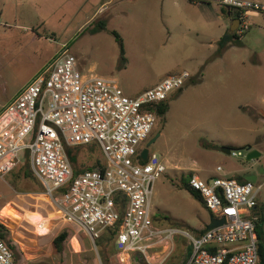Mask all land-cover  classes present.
I'll list each match as a JSON object with an SVG mask.
<instances>
[{
  "label": "rangeland",
  "instance_id": "obj_1",
  "mask_svg": "<svg viewBox=\"0 0 264 264\" xmlns=\"http://www.w3.org/2000/svg\"><path fill=\"white\" fill-rule=\"evenodd\" d=\"M78 1L0 0V110L62 44L82 75L114 78L130 97L186 71L188 80L165 101L147 139L153 140L149 154L165 165L150 198L154 225L192 234L202 230L210 213L183 184L192 173L217 176V166L233 179L256 175L255 213L264 212V173H259L264 170V31L235 30L240 44L218 53L216 41L230 26L222 7L215 22L192 0H84L80 8ZM222 147L240 155H226ZM247 147L260 157L246 161ZM77 152L81 165L91 167L99 156L103 161L99 151L91 159L85 148ZM19 160L0 176V224L14 264H184L188 243L181 235L162 240L145 255L121 254L110 241L92 243L76 225L62 221L27 160ZM63 231L67 236L57 250L53 240Z\"/></svg>",
  "mask_w": 264,
  "mask_h": 264
},
{
  "label": "built area",
  "instance_id": "obj_2",
  "mask_svg": "<svg viewBox=\"0 0 264 264\" xmlns=\"http://www.w3.org/2000/svg\"><path fill=\"white\" fill-rule=\"evenodd\" d=\"M236 9L237 34L251 26L250 16L264 17V5L246 0H218ZM189 75L169 74L137 96L125 95L111 78L84 76L76 58L62 44L44 68L0 110V176L27 160L60 218L80 228L94 243L110 231L121 254L146 251L162 240H187L185 264H257L256 202L260 185L221 175L192 173L188 187L201 198L210 217L223 223L195 234L154 225L150 198L165 165L146 147L156 115L149 107L179 91ZM94 145L103 161L74 174L67 148ZM230 155L239 156L231 150ZM219 173V174H218ZM0 264H14L0 239Z\"/></svg>",
  "mask_w": 264,
  "mask_h": 264
},
{
  "label": "trees",
  "instance_id": "obj_3",
  "mask_svg": "<svg viewBox=\"0 0 264 264\" xmlns=\"http://www.w3.org/2000/svg\"><path fill=\"white\" fill-rule=\"evenodd\" d=\"M100 23V22H99ZM240 36L236 35V32H227L225 33L218 41H217V45H218V53H220V51L228 44H235V45H239L240 44ZM120 53L121 55L123 54V49L122 47H120ZM167 108V104L164 102H160L158 104H155L151 107L148 108V110L152 111L156 116H160L162 115L165 110ZM80 148H85L87 151H88V156L86 159H91L90 157H93V153L94 151H99L97 150V147L94 146V145H88V146H75V147H70V148H67L66 151H67V155H68V158L73 166V172L74 174H77L79 172H82L88 168H96L97 166H101L100 165V156L99 157H94V164L91 166V167H88V166H84L81 165L79 163V159H78V150ZM77 164V165H76ZM80 164V165H79ZM190 177V174L188 175L185 183L183 184V188L185 190H187V192L195 199H198L201 203V198L199 197V195L192 191L188 185H187V180L188 178ZM234 180H236L237 182H244V178L238 176L236 178H234ZM256 209V208H255ZM264 221V212L260 209L258 212H257V218H256V221H255V235H256V239H257V252H258V262L257 264H263L264 262V241H263V235H262V231H261V225H262V222ZM3 230V227L2 225L0 224V239L1 240H5V233L2 231ZM66 236H67V233L65 231H63L62 233L58 234L54 240H53V245L54 247L57 249V250H60L61 249V245L63 243V241L66 239ZM112 238H113V235L110 231H107L105 232L102 237L100 238L101 241H112ZM5 242V241H4ZM6 243V242H5ZM8 245V243H7ZM11 249V246L8 245Z\"/></svg>",
  "mask_w": 264,
  "mask_h": 264
},
{
  "label": "water",
  "instance_id": "obj_4",
  "mask_svg": "<svg viewBox=\"0 0 264 264\" xmlns=\"http://www.w3.org/2000/svg\"><path fill=\"white\" fill-rule=\"evenodd\" d=\"M227 15L230 17V26H229V32H234L237 25H238V20H237V10L236 9H227ZM153 140H150L149 143L146 145V147L142 150L140 158L142 161L146 159L147 153H148V146L152 143ZM220 151L226 155H230L231 149L229 147H222ZM261 153L255 149H251L250 147L246 148V155H245V160L246 161H253L255 159H258L260 157ZM259 173H264V170L259 169ZM244 180H248L251 182H256V175H246L244 177ZM223 223V218L220 220H215L213 218L209 219V223L205 226V229H211L215 226H218ZM261 231L263 235V241H264V221L262 222L261 225ZM264 264V262H263Z\"/></svg>",
  "mask_w": 264,
  "mask_h": 264
},
{
  "label": "crops",
  "instance_id": "obj_5",
  "mask_svg": "<svg viewBox=\"0 0 264 264\" xmlns=\"http://www.w3.org/2000/svg\"><path fill=\"white\" fill-rule=\"evenodd\" d=\"M87 1H89V0H87ZM253 2H259V3H261L259 0H253ZM83 3H84V0H79L78 1V3H77V6L80 8V7H82L83 6ZM215 3V2H214ZM213 3V0L212 1H209V0H192L191 1V5H195V6H197L196 7V10L198 11V12H204V13H206L207 15H205L206 17H207V19L210 21H212V20H215V22H217V21H220L219 20V11H221L222 9L218 6V5H215ZM103 5V3H101L100 5H99V7H101ZM96 11L97 10H94V12H93V15L96 13ZM227 11V10H226ZM228 16V15H227ZM230 18V17H229ZM249 20H250V22H251V26H256L257 27V29L259 30V31H264V17H261V16H250V18H249ZM222 33V32H221ZM220 33V34H221ZM218 39V38H217ZM220 39V38H219ZM218 41V40H217ZM217 41H216V43H217ZM78 69H79V67H78ZM80 70V69H79ZM111 79H114V78H111ZM115 80V79H114ZM191 175V174H190ZM229 178H231V177H229ZM233 179V178H232ZM211 217L209 216V219H210ZM209 223V220H208V222H207V224ZM206 224V225H207ZM203 229H205V227L203 228ZM202 229V230H203ZM199 231H201V230H199ZM186 258H187V256H186ZM185 262H186V260H185ZM185 262H184V264H185Z\"/></svg>",
  "mask_w": 264,
  "mask_h": 264
},
{
  "label": "flooded vegetation",
  "instance_id": "obj_6",
  "mask_svg": "<svg viewBox=\"0 0 264 264\" xmlns=\"http://www.w3.org/2000/svg\"><path fill=\"white\" fill-rule=\"evenodd\" d=\"M230 21H231V19H230ZM149 141H150V140H149ZM149 141H147L145 145H147V144L149 143ZM246 175H251V173H248V174H246Z\"/></svg>",
  "mask_w": 264,
  "mask_h": 264
},
{
  "label": "bare ground",
  "instance_id": "obj_7",
  "mask_svg": "<svg viewBox=\"0 0 264 264\" xmlns=\"http://www.w3.org/2000/svg\"><path fill=\"white\" fill-rule=\"evenodd\" d=\"M60 217V216H59ZM63 221V220H62ZM63 222H65V221H63ZM66 223H70V222H66Z\"/></svg>",
  "mask_w": 264,
  "mask_h": 264
}]
</instances>
